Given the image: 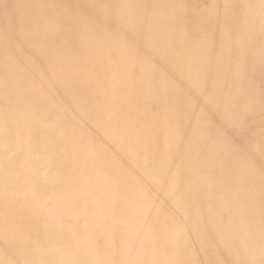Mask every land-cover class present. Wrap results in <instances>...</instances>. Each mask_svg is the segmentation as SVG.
Returning <instances> with one entry per match:
<instances>
[{"label":"bare ground","instance_id":"1","mask_svg":"<svg viewBox=\"0 0 264 264\" xmlns=\"http://www.w3.org/2000/svg\"><path fill=\"white\" fill-rule=\"evenodd\" d=\"M0 264H264V0H0Z\"/></svg>","mask_w":264,"mask_h":264}]
</instances>
